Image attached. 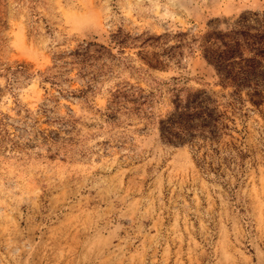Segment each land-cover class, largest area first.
Segmentation results:
<instances>
[{
  "label": "rangeland",
  "instance_id": "rangeland-1",
  "mask_svg": "<svg viewBox=\"0 0 264 264\" xmlns=\"http://www.w3.org/2000/svg\"><path fill=\"white\" fill-rule=\"evenodd\" d=\"M246 11L264 0H0V264H264V104L223 177L158 134L176 93L219 91L201 36ZM118 89L146 101L114 112Z\"/></svg>",
  "mask_w": 264,
  "mask_h": 264
},
{
  "label": "trees",
  "instance_id": "trees-1",
  "mask_svg": "<svg viewBox=\"0 0 264 264\" xmlns=\"http://www.w3.org/2000/svg\"><path fill=\"white\" fill-rule=\"evenodd\" d=\"M225 24L224 29L206 31L199 45L219 91L197 88L185 96L176 93L171 110L158 121L163 143L187 145L196 167L216 178L244 167L247 153L237 137L243 131L238 120L243 126L246 104L257 110L264 104V13L242 12ZM140 92L118 89L112 111L139 108L146 101ZM129 102L133 106H127ZM3 130L0 120V135Z\"/></svg>",
  "mask_w": 264,
  "mask_h": 264
}]
</instances>
